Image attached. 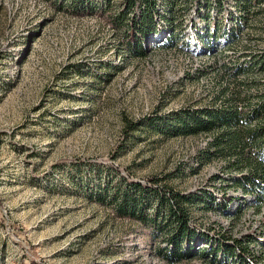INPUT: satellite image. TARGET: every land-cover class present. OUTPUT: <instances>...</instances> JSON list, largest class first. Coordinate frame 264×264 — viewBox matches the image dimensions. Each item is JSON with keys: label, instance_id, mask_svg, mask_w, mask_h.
Instances as JSON below:
<instances>
[{"label": "rangeland", "instance_id": "rangeland-1", "mask_svg": "<svg viewBox=\"0 0 264 264\" xmlns=\"http://www.w3.org/2000/svg\"><path fill=\"white\" fill-rule=\"evenodd\" d=\"M84 1L0 0V264H236L197 254L205 240L184 260L164 256L173 230L165 212L151 221L157 187L192 198L191 228L208 242L236 239L248 264H264V206L237 186L243 171L201 162L210 137L176 128L180 115L214 107L234 77L255 102L264 96L252 59L264 55V1L246 15L243 0L212 6L220 32L208 47L205 0H160L162 14L175 1V23L199 30L178 46L152 39L138 59L114 25L124 0ZM134 184L148 187L147 223L121 217L111 198L135 197Z\"/></svg>", "mask_w": 264, "mask_h": 264}, {"label": "trees", "instance_id": "trees-1", "mask_svg": "<svg viewBox=\"0 0 264 264\" xmlns=\"http://www.w3.org/2000/svg\"><path fill=\"white\" fill-rule=\"evenodd\" d=\"M225 1L205 0L202 8L205 10V14L198 16L208 29L206 37L200 36V39L208 47L219 38L220 32L215 25H213V29L210 26L212 24L209 20L210 9L215 6L221 13L225 9ZM255 1L258 3L264 0H243L242 3H238L240 12L244 15L248 14ZM160 2V0H124L122 13L114 19L118 23L114 24L113 22V24L123 29L126 28L122 38L125 54H130L134 59L145 58L148 54V43L152 42V39L163 38V34H167L166 40L162 42L160 48L178 46L180 42L184 44L183 39H179V34L184 35L189 26L194 27L198 32L199 25L193 19L192 24L190 22L182 23L183 28L179 23H175L176 16L172 14L175 1L171 2V8L169 4L168 14H162L159 11ZM190 2L192 3V0ZM74 3V8L77 10L90 7L89 4H85L84 0H74ZM161 22L163 28L160 27ZM232 35H229V38ZM252 59L264 68L263 54H258ZM226 69L230 71L231 67L228 66ZM238 69L240 68L238 67ZM202 72V69H199L198 73L202 74ZM230 74L236 75L237 73L230 71ZM238 75L241 73L239 72ZM233 80L235 81L233 85L226 86L218 93L214 107L188 111L184 116L180 115L176 120V123L179 124L176 128L180 135L184 136L208 135L210 140L207 147L199 155L201 162L207 163L213 159H222L227 162L229 168L243 171L237 186L245 193L255 195L256 202L264 206V96L261 95L262 98L255 102L254 100L260 95L252 97L246 93L250 89L249 86L243 85L242 87L240 83L236 82L238 79L235 77ZM133 187L136 198H130L128 193L121 194L120 191L113 194L111 198L116 199L115 204L119 202L116 209L121 217L131 218L139 223H147L148 219L144 213H141L142 206L140 207L139 201H142L140 195L147 193L148 187L141 184H134ZM163 189L160 187L152 189L151 199L156 202L157 210L155 218L151 221L156 222L157 217L165 212L172 225L173 231H170L168 234L170 236L167 239L168 253H164V256L171 260H184L195 251L197 241L204 242L205 240V244H210V247L197 254L201 253L203 257H207L208 252L210 256L212 254L214 260L217 259V256L222 255L232 263L248 264L242 256L241 249L238 250L241 245L240 241L235 239L233 244H229L228 240L230 239L220 236L219 240L210 243L208 241L212 239H208L196 228H191V216L186 205L192 203V198ZM226 206L227 204L224 207Z\"/></svg>", "mask_w": 264, "mask_h": 264}]
</instances>
